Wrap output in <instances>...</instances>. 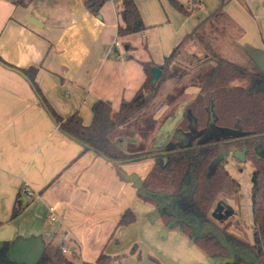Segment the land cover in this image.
Wrapping results in <instances>:
<instances>
[{"label": "crops", "instance_id": "0c3cea01", "mask_svg": "<svg viewBox=\"0 0 264 264\" xmlns=\"http://www.w3.org/2000/svg\"><path fill=\"white\" fill-rule=\"evenodd\" d=\"M23 1L0 0V57L11 65L0 63V246L7 242L8 257L28 264L48 244H62L85 262L104 252L126 253L118 264H214L192 239L166 226L155 203L140 197L139 182L154 160L112 161L85 149L60 128L21 69L36 68L35 81L60 116L77 112L89 125L98 100L117 101L119 108L131 99L146 77L140 62L162 66L223 0H196L190 14L171 0H135L147 28L126 36L118 35L120 0H107L98 14L85 0H40L33 7V0ZM177 1L187 7L191 0ZM224 10L222 52L264 72V0H226ZM28 15L41 25L28 22ZM204 53L191 41L178 60L190 65ZM199 89L190 85L185 93ZM193 97L162 120L171 104L165 101L153 114L161 121L156 131L143 136L136 130L117 140L120 147H161ZM18 192L24 209L12 217ZM127 209L135 222L118 226Z\"/></svg>", "mask_w": 264, "mask_h": 264}, {"label": "trees", "instance_id": "16d2710c", "mask_svg": "<svg viewBox=\"0 0 264 264\" xmlns=\"http://www.w3.org/2000/svg\"><path fill=\"white\" fill-rule=\"evenodd\" d=\"M106 1L85 0V6L91 13L98 14ZM171 2L185 14L199 5L196 0L187 7L177 0ZM225 3L223 0L200 21L164 59L162 66L153 60L141 61L146 77L133 97L123 100L114 115L111 103L98 100L89 125L83 123L77 112L62 117L53 109L35 81L36 68L21 71L30 79L60 128L85 149L112 161L154 160L148 174L139 182V195L159 207L166 226L171 224L192 239L214 264H264V72L236 62L222 52L225 24L229 20ZM118 16L119 36L143 32L147 28L135 0H120ZM191 41L197 42L214 61V65L202 74L198 93L185 104L177 126L161 147L125 151L118 139L136 130L143 136L154 133L157 122L153 114L170 97L159 96L161 85L163 81L179 78L182 65L178 55ZM0 63L11 66L1 57ZM160 66L161 75L153 83L152 69ZM172 68L175 75H168ZM236 80L241 83L235 84ZM210 113L214 117L212 122ZM231 150L243 152L253 164L252 242L227 231L226 226L220 229L210 214L217 198L230 194L237 186L222 157L223 152ZM23 209V198L18 192L12 217ZM135 220L134 212L127 209L118 226L130 225ZM2 223L0 220V225ZM8 248L7 242L0 246V264H28L10 259ZM232 251L234 257L227 261ZM69 254L63 252L62 244H48L32 264H118L127 255L102 252L95 262H85L79 260L76 251Z\"/></svg>", "mask_w": 264, "mask_h": 264}, {"label": "rangeland", "instance_id": "374dc122", "mask_svg": "<svg viewBox=\"0 0 264 264\" xmlns=\"http://www.w3.org/2000/svg\"><path fill=\"white\" fill-rule=\"evenodd\" d=\"M37 2L38 4L41 3L40 0H33L31 7ZM50 2L56 4L58 0H50ZM31 9L32 13L36 14V11L33 10V8ZM194 61L195 62L190 65L180 62L179 64L182 65V73L179 78H171L170 80L163 81L160 91L161 94L159 96H170L167 101L171 104L162 120L166 119L169 115L172 116L176 108L180 106L184 100L196 95L195 93H185L186 88L190 85L199 86L203 81V77H201L202 74L214 65V61L211 60L206 52L202 56H198ZM175 73L176 72L172 68L168 75H175ZM234 83L239 84L241 81L236 80ZM117 108L118 102L115 101L112 103V115L115 114ZM160 122L161 121L157 123L158 125H156L155 131ZM240 154L241 152L233 150L229 153L223 152L222 157L225 160V167L230 175L237 181V186L230 194L220 195L217 198L212 206L210 214L220 229L226 226L227 231L238 235L246 241L252 242L254 232L251 204V176L253 164L248 157H241Z\"/></svg>", "mask_w": 264, "mask_h": 264}, {"label": "water", "instance_id": "95a60500", "mask_svg": "<svg viewBox=\"0 0 264 264\" xmlns=\"http://www.w3.org/2000/svg\"><path fill=\"white\" fill-rule=\"evenodd\" d=\"M26 20L34 25L40 26L42 22H40L37 18H35L32 15H28ZM127 48V46H126ZM153 83H156L161 75L162 72V67H153ZM214 120L213 114L210 113V122ZM240 156H244L243 152H241ZM234 257V251L230 253L229 258H227V261H231Z\"/></svg>", "mask_w": 264, "mask_h": 264}, {"label": "built area", "instance_id": "2783aa9c", "mask_svg": "<svg viewBox=\"0 0 264 264\" xmlns=\"http://www.w3.org/2000/svg\"><path fill=\"white\" fill-rule=\"evenodd\" d=\"M192 2H193V0L190 1V4H191ZM114 45H116V46H121L122 44H121L118 40H116V41L114 42ZM27 192H28L29 194L32 193L30 189H27ZM50 217H51L52 220L55 219V217H54L53 214H51ZM63 252L66 253V254L69 253V249H68V247L63 246Z\"/></svg>", "mask_w": 264, "mask_h": 264}]
</instances>
